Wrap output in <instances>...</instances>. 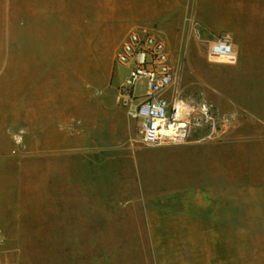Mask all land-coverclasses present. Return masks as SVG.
Listing matches in <instances>:
<instances>
[{
    "label": "rangeland",
    "instance_id": "rangeland-1",
    "mask_svg": "<svg viewBox=\"0 0 264 264\" xmlns=\"http://www.w3.org/2000/svg\"><path fill=\"white\" fill-rule=\"evenodd\" d=\"M133 31L164 42L174 89L196 109L250 104V79L264 78V0H0V251L38 250L42 219L53 232L72 202L129 200L165 178L158 150L174 145L141 144L118 99L115 57ZM219 39L235 63L208 59Z\"/></svg>",
    "mask_w": 264,
    "mask_h": 264
},
{
    "label": "crops",
    "instance_id": "crops-1",
    "mask_svg": "<svg viewBox=\"0 0 264 264\" xmlns=\"http://www.w3.org/2000/svg\"><path fill=\"white\" fill-rule=\"evenodd\" d=\"M220 109L216 130L160 147L155 189L72 202L53 232L42 219V247L0 251V264H264V78L250 79V104Z\"/></svg>",
    "mask_w": 264,
    "mask_h": 264
},
{
    "label": "built area",
    "instance_id": "built-area-1",
    "mask_svg": "<svg viewBox=\"0 0 264 264\" xmlns=\"http://www.w3.org/2000/svg\"><path fill=\"white\" fill-rule=\"evenodd\" d=\"M207 57L233 64L237 52L229 39H219L209 43ZM115 64L127 69L118 99L127 114L139 123L144 146L185 144L196 128L205 125L216 130L217 118L211 106L204 103L196 109L174 89L177 78L166 45L159 38L147 32H131L116 55Z\"/></svg>",
    "mask_w": 264,
    "mask_h": 264
},
{
    "label": "bare ground",
    "instance_id": "bare-ground-1",
    "mask_svg": "<svg viewBox=\"0 0 264 264\" xmlns=\"http://www.w3.org/2000/svg\"><path fill=\"white\" fill-rule=\"evenodd\" d=\"M67 9V8H66Z\"/></svg>",
    "mask_w": 264,
    "mask_h": 264
}]
</instances>
